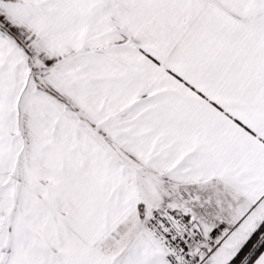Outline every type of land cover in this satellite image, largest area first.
<instances>
[{"label":"snow or ice","instance_id":"6c2138e0","mask_svg":"<svg viewBox=\"0 0 264 264\" xmlns=\"http://www.w3.org/2000/svg\"><path fill=\"white\" fill-rule=\"evenodd\" d=\"M0 264H264V0H0Z\"/></svg>","mask_w":264,"mask_h":264}]
</instances>
